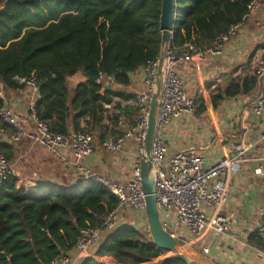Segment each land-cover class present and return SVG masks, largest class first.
Returning a JSON list of instances; mask_svg holds the SVG:
<instances>
[{"label":"trees","instance_id":"trees-1","mask_svg":"<svg viewBox=\"0 0 264 264\" xmlns=\"http://www.w3.org/2000/svg\"><path fill=\"white\" fill-rule=\"evenodd\" d=\"M251 1L176 0L172 46L213 47L217 37L242 22ZM161 6L162 0H0V91L20 90L19 79L34 75L40 85L37 117L52 132H84L86 118L102 123L104 104L126 96L111 89L102 93L96 80L104 74L127 87L129 74L159 57ZM258 49H264V37ZM79 76L83 81L73 87ZM256 87L253 76L218 90L211 95L213 109L224 98ZM197 102L202 107L197 112L207 110L203 96ZM0 151L11 161L12 147L0 145ZM118 206L112 192L91 179L74 187L39 182L27 188L12 173L0 184V264H49L76 246L82 230L102 226ZM253 237L260 240L258 232ZM97 258L115 264H187L154 245L149 232L131 226L106 234L93 257L80 264H102Z\"/></svg>","mask_w":264,"mask_h":264},{"label":"crops","instance_id":"crops-1","mask_svg":"<svg viewBox=\"0 0 264 264\" xmlns=\"http://www.w3.org/2000/svg\"><path fill=\"white\" fill-rule=\"evenodd\" d=\"M263 37L264 3L239 29L237 35L225 43L221 56H207L204 62L191 61L179 65L177 71L183 80L186 93L196 105H201L197 100L203 96L207 110L196 112L195 115L185 114L161 131L168 156L180 151L194 150L207 163L236 158L234 150L237 144L245 143L249 146L240 161L237 175L232 179L228 203L221 210V214L229 220L227 233L221 235L207 230L197 240L191 237L187 228L176 227L174 214H165L169 221V232L185 237L192 251L201 253L214 264H264L263 246L261 248L250 241H256L260 245L262 243L253 234L257 232L264 211V118L255 119L252 113L259 87L257 85L247 95L224 98L216 109L211 104V95L218 90L224 91L238 80L251 79L254 76L251 57L262 43ZM142 77L141 68L132 76L129 86H109L111 90L126 97L118 95L113 97L110 104H104L106 111L102 123L96 124L89 118L81 120L84 132L94 136V153L85 162L86 166L121 184H126L131 177L135 166L136 143L128 140L121 152L109 153L104 150L103 142L122 135L124 127L119 124V120H136L138 112L135 94L143 89ZM76 78L78 77L72 81L73 87L83 81L79 77V81L75 82ZM1 92L5 103L25 121V129L32 130L33 122L29 118L21 90L3 88ZM9 134L10 130L7 135L0 136V145L13 148L12 173L18 176L24 187L34 188L39 182L74 187L79 180L88 178L80 170L62 164L28 138H23L19 143L10 142ZM144 220H147L145 213L125 208L119 212L117 225L138 229L137 225L144 223ZM94 250L90 252L89 258L93 257ZM97 259L102 264H115L108 258Z\"/></svg>","mask_w":264,"mask_h":264},{"label":"built area","instance_id":"built-area-1","mask_svg":"<svg viewBox=\"0 0 264 264\" xmlns=\"http://www.w3.org/2000/svg\"><path fill=\"white\" fill-rule=\"evenodd\" d=\"M263 3L264 0H252L242 22L233 26L227 34L217 37L213 47L202 50L194 44H188L177 49L171 45L167 52V69L152 167L157 206L164 224L169 225L165 214L172 213L176 227L187 228L191 237L197 240L201 239L207 230L221 235L228 232L229 220L221 214V210L228 203L232 179L237 175L240 161L249 146L245 143L237 144L234 150L236 158L230 157L215 163H207L205 158L194 150L180 151L168 156L161 137L162 129L170 126L175 119L185 114L195 115L197 112V105L186 93L177 67L191 61L204 62L207 56H221L225 43L237 35L239 29L258 12ZM251 64L259 87V95L253 104L252 113L255 119H263L264 49L253 52ZM158 68L159 57L149 60L142 67L143 89L135 94V106L138 112L136 120L134 122L119 120V124L124 127L122 135L103 142L104 150L109 153L121 152L128 140H133L136 143L135 166L126 184L112 180L86 166L85 162L94 153L93 134L71 132L69 135L63 136L52 132L46 122L39 120L36 105L40 100V85L36 76L19 79L20 84L24 85V88L20 90L26 102L29 118L33 122V128L30 131L25 129V121L18 113L5 103L4 95L0 91V99L4 101V106L0 109V136L7 135L10 130L8 136L10 142L19 143L23 138L30 139L56 157L62 164L80 170L88 177L86 179L105 186L119 202L118 209L107 216L102 226L82 230L76 246L71 251L57 256L49 264H76L77 261L89 258L90 252L101 243L103 237L118 228L117 221L121 210L130 208L146 214L141 163L145 157L144 146L150 99L155 88ZM96 84L104 89L113 85L114 82L106 75L101 74L96 80ZM12 172V162L0 151V184ZM257 232L264 251V211L261 214ZM170 234L180 238L178 235Z\"/></svg>","mask_w":264,"mask_h":264},{"label":"water","instance_id":"water-1","mask_svg":"<svg viewBox=\"0 0 264 264\" xmlns=\"http://www.w3.org/2000/svg\"><path fill=\"white\" fill-rule=\"evenodd\" d=\"M177 12L176 0H162L159 28L161 32V49L159 68L155 88L150 99V110L144 146L145 157L141 163L142 191L146 200V214L148 228L154 245L158 248L177 255L187 264H214L209 258L199 252L190 251L185 237H174L163 225L160 211L157 206L156 188L152 167L154 165V143L158 130V121L161 109V99L167 69V52L173 43V29ZM132 78V74H129ZM110 90L106 87L102 93ZM186 247V248H184Z\"/></svg>","mask_w":264,"mask_h":264},{"label":"rangeland","instance_id":"rangeland-1","mask_svg":"<svg viewBox=\"0 0 264 264\" xmlns=\"http://www.w3.org/2000/svg\"><path fill=\"white\" fill-rule=\"evenodd\" d=\"M79 77H81V76H79ZM76 78L75 79V82H77V81H79V79L80 78ZM199 106V108H197L198 109V111H200L201 110V105L198 103L197 104V107ZM163 225H164V228L169 232V226L168 225H166V224H164L163 223ZM137 227H138V229H141V230H143V231H146V232H149V228H148V220H144V223L142 222L141 224H138L137 225ZM190 251H192L191 249H190V247H189V245H187L186 246ZM170 255H172V253H170Z\"/></svg>","mask_w":264,"mask_h":264},{"label":"bare ground","instance_id":"bare-ground-1","mask_svg":"<svg viewBox=\"0 0 264 264\" xmlns=\"http://www.w3.org/2000/svg\"><path fill=\"white\" fill-rule=\"evenodd\" d=\"M184 248H186V247H184Z\"/></svg>","mask_w":264,"mask_h":264}]
</instances>
